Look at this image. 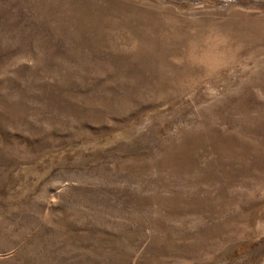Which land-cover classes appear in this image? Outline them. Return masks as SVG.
<instances>
[{
    "label": "rangeland",
    "instance_id": "obj_1",
    "mask_svg": "<svg viewBox=\"0 0 264 264\" xmlns=\"http://www.w3.org/2000/svg\"><path fill=\"white\" fill-rule=\"evenodd\" d=\"M0 264H264V0H0Z\"/></svg>",
    "mask_w": 264,
    "mask_h": 264
}]
</instances>
